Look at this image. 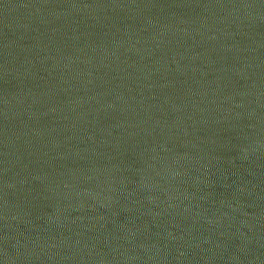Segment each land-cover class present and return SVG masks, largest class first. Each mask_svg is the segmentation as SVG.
<instances>
[{
	"label": "water",
	"instance_id": "obj_1",
	"mask_svg": "<svg viewBox=\"0 0 264 264\" xmlns=\"http://www.w3.org/2000/svg\"><path fill=\"white\" fill-rule=\"evenodd\" d=\"M0 264H264V0H0Z\"/></svg>",
	"mask_w": 264,
	"mask_h": 264
}]
</instances>
